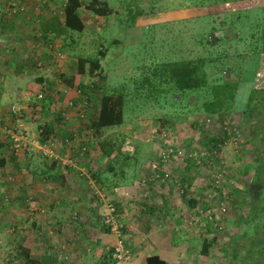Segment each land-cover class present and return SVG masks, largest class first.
I'll list each match as a JSON object with an SVG mask.
<instances>
[{"label":"crops","instance_id":"crops-1","mask_svg":"<svg viewBox=\"0 0 264 264\" xmlns=\"http://www.w3.org/2000/svg\"><path fill=\"white\" fill-rule=\"evenodd\" d=\"M18 1L24 9L6 15L2 11L5 0H0V264H9L4 262V254H16L24 248L32 264H56V253L62 243H65L68 252V264H145V258L151 254H157L165 264H215L210 255L215 238L207 236L209 222L200 218V224L204 226L201 228L193 220L195 207L200 204V198L193 195V192L190 193L193 196H177L174 186L175 195L182 201L177 205V201L166 196L169 188L162 185H147L142 191H138L130 177H118L115 170L110 171L95 164L93 148L81 162H75L74 166L62 164L64 160L76 157L66 148V154H59L54 150L53 157H45L37 147L32 146V151L35 152L27 154L21 151L18 158L13 156L8 148L6 133L14 122L8 113L10 104L17 103L20 107L21 122L28 137L32 136L39 143L38 132L43 124H52V136L57 138L73 131L77 121L72 109L65 108L62 117L57 112L58 107L54 105L55 100L64 105L66 95L62 94V88H68V84H63L56 78L54 67H64L66 62L65 57L59 62L56 60L60 44L54 42L53 36L58 32L50 28H61V32L68 35L78 32L62 27L63 12L61 17L54 18L55 11L49 4L50 1ZM80 1L85 3L86 0ZM99 1L112 9L106 0ZM240 3L245 2L227 0L216 5L208 4L206 7L210 13V8H213V13L215 6H228L232 9L233 5ZM142 4H149L150 10L141 8L140 14L133 19L134 27L187 21L190 22L191 29L188 39L192 36L193 29L197 30L198 22L209 19L208 16L204 19L206 12L203 9L200 11L199 7L169 8L161 7L160 4ZM81 7L78 13L80 12L85 27ZM51 20L53 25L49 24ZM42 31L47 34V38ZM190 42L192 46L189 50L193 53L197 44L192 38ZM58 53L65 56L60 50ZM256 68L257 61L252 60L244 66L243 71L249 78H254ZM259 73L255 72L256 75ZM78 86L76 83L67 95L71 96L73 89L79 88ZM240 87L241 83L238 92ZM39 90L45 92L41 104L31 97L27 98L28 92ZM56 115L62 117L61 123ZM58 161L61 164L58 165ZM184 168L187 169V166ZM175 170L179 172L183 169L176 167ZM90 173L95 175L96 181L90 177ZM124 173H129V170L125 169ZM184 174L185 172L182 178ZM160 187L164 190L163 194ZM92 191H97L98 197ZM102 194L107 196V200L113 201L116 207L115 220L123 225L122 240L130 253L129 259L124 262L112 260L104 249L105 246L112 245L116 238L102 223L101 213L106 205ZM3 196H7L9 202L3 203ZM191 197L196 200L194 205L188 201ZM28 205L42 208L43 212L37 210L33 215L26 216ZM180 210L181 213L177 212ZM233 221L229 219L227 223ZM203 240L211 242L206 253L200 251ZM242 251L245 255V251ZM246 264L250 262L247 261Z\"/></svg>","mask_w":264,"mask_h":264},{"label":"rangeland","instance_id":"rangeland-1","mask_svg":"<svg viewBox=\"0 0 264 264\" xmlns=\"http://www.w3.org/2000/svg\"><path fill=\"white\" fill-rule=\"evenodd\" d=\"M49 1L51 7H54V18L61 17L65 0ZM106 1L113 9L110 8L109 14L98 16L81 7V13L84 14L86 22L84 29L79 33L68 35L61 32L59 27L58 34L53 36L54 42L60 44L58 48L65 54L66 63L64 67L55 66L54 71L57 74V79L63 84H68L66 89L70 90L76 83L77 85L79 83L87 85L98 79V75L94 72H88L87 63H85L82 76L75 73V65L78 56H94L97 54L98 46H101L105 50L103 56L99 58L100 89L103 88L105 93L121 92L123 94L124 107L121 124L97 131L98 141L90 147L95 150L92 153L95 156V164H99L102 168L108 165L110 156H105L100 148V142L107 140L114 146L113 150L118 151L121 158L123 155L134 158V166H125L129 173L121 175L116 173L118 164H114L113 169L120 177L123 176L127 179L131 177L132 179L130 170L135 169V177L142 175L140 172L141 169H144L142 166L157 156H155L157 149L159 151L169 142L182 141L185 138L197 140L199 134L204 141L209 137L221 136L224 129H230L231 132L234 130L236 135L233 137L236 139H231V133L224 137L220 151L221 168L223 169L220 185L227 195L229 206L226 213L227 217L223 219L222 229L215 230L210 226L207 236L215 238V243L211 246L210 252L215 264H231V262L240 264L244 254L242 249L236 247L235 244H247L249 238L255 236L256 225L258 226L257 234L263 233H260L261 236L259 237L251 238L255 242L250 249L252 251L256 247L264 249V219L257 218L255 222L250 217L251 200L256 199V190L258 194L262 190L261 197L256 201V206L259 214H264V187L262 189L261 186V184L264 185V159L256 162L259 154L264 155V146L261 144L262 138H264L262 137L263 129L260 127L257 116L244 119L241 114L246 95L254 85L253 79L255 78V82L257 81L258 84H264V53L260 52V45L264 43L263 33L260 31L264 23V0H242L245 3L233 5L232 9H229L228 6H215L213 13V8H210V13L206 6L222 2L213 0H159L158 3V0ZM86 2L89 1L86 0ZM142 3L156 4V6L160 4L161 7L167 6L169 8L193 9L199 7L200 11L206 12L203 15L204 19L207 16L209 19L198 22L197 30L193 29L192 36L188 39L187 36L190 35L191 29L189 28L190 22L187 21L167 22L149 27H134L133 12L140 11L141 8L145 7L150 10L149 4L143 6ZM22 8L24 9V6ZM49 24L53 25L52 20ZM190 38L197 44L194 46L196 51L193 53L189 50L192 46ZM255 52L259 54L257 55ZM185 58H204L208 63L206 70L209 81L231 80L238 74L240 80L238 87L241 83L240 92L242 91V93L238 92L239 88L237 87L232 108L227 113L205 115L199 110L196 112L194 103L198 101L197 93H191L187 98H181L179 94H156L154 92L156 89L152 87L154 90L152 91L146 84L141 87L138 86L143 75L156 61ZM252 60L257 61V68L254 71V78H249L243 69ZM243 62L246 64L244 65ZM60 70L63 72L60 73ZM256 71L260 73L256 75ZM92 92L93 90L89 92L90 96L93 102H96L100 90L94 91V95ZM92 112L88 116L89 120L95 117L93 107ZM207 117L212 119V123L205 122ZM162 119L164 131L161 132H164L166 136L158 141L157 134L153 132ZM230 126H233L234 129ZM30 138L34 140L29 135L28 140L32 141ZM53 147L59 149L62 146L56 144ZM13 156L19 157L15 154ZM128 161L131 162V159ZM183 162L184 160L172 158L170 170L173 172L176 167L185 169L182 166ZM211 163L209 165L202 164L201 168L193 166L191 169H185L184 178L189 185L185 197L195 194L198 199L200 198V204L195 207L196 209H200V205L213 202L216 198L208 190V187L210 175L218 162L211 160ZM90 166L94 169L93 165ZM155 185L169 188L168 192L165 190L166 196L177 201V205L182 202L177 197L179 195L175 193L174 186L171 187L169 182H156L150 186L155 187ZM134 188L138 190L136 187ZM154 190V193L157 194V190ZM160 191L163 194L164 190L161 187ZM191 192L193 195H190ZM122 194L125 195L126 192H122ZM177 212L181 213V210ZM27 215L29 216L28 213H26ZM227 219L234 221L227 223ZM197 222L198 227H204L200 224L202 222ZM242 246L245 247L246 245ZM256 251L258 250L256 249Z\"/></svg>","mask_w":264,"mask_h":264},{"label":"trees","instance_id":"trees-1","mask_svg":"<svg viewBox=\"0 0 264 264\" xmlns=\"http://www.w3.org/2000/svg\"><path fill=\"white\" fill-rule=\"evenodd\" d=\"M217 2H225L227 0H213ZM45 0H41V3H45ZM19 4H21L19 2ZM83 6L85 9L91 11L93 14L98 15V16H105L110 13V8L104 3L100 2L99 0H90L88 3H84L80 0H65V3L63 4V18H62V27L68 31H75V32H81L84 28L83 21L80 17V14L78 13V9ZM22 11V10H21ZM141 11H135L132 14V19L137 17L140 14ZM264 14V12H263ZM263 22V18H262ZM261 22V23H262ZM252 27V26H251ZM50 29H54L56 32H58V29L53 27ZM260 31H262L264 37V23L262 27L260 28ZM43 32V31H42ZM44 36L47 38V34ZM264 39V38H263ZM51 43H54L53 41ZM52 46V45H51ZM50 46V47H51ZM255 46V45H254ZM54 47H51L53 49ZM260 49L262 53H264V43L260 45ZM60 49L56 52H58ZM98 51L96 52L94 56L91 57H82L78 56L77 63L75 65V73L78 75H81L84 73V67L85 63L88 64V72L93 73L98 75V79L96 81H93L91 84H85V83H80L78 84L81 93L86 97L87 101V111L84 120H79L77 118L76 114V119L77 121L74 123V130L71 131L70 133L65 134L64 136H58L56 139L61 141L62 147L59 149L56 147L52 146V150H56V153L59 154H66L64 148L68 149V151L72 154H74L76 157L70 158V160L75 163V162H81L84 156L88 154L90 151V147L93 144L97 143V131L106 129V128H111L115 126H119L122 122V109L124 107V100H123V94L121 92H111V93H105L103 88L100 89V83H101V78H99V58L103 56L105 48H102L101 46H98ZM61 51V50H60ZM255 54H259L256 53ZM207 61L204 58H195V59H178V60H165V61H159L156 63H153L152 66L146 71V74L143 75L141 81L138 83V86H143V84H146L149 86L150 90L154 91L152 89L155 88L156 91H154L156 94H164V93H170L172 95H177L181 98H187V96L191 93H197L198 95V101L194 103L195 106V111L198 112L201 111V113H204L205 115L207 114H224L227 113L231 108H232V103L234 101V97L236 95L238 83L240 82L238 74L234 79L231 80H218V81H209L208 76H207V70H206V65ZM253 87L249 89L246 98H245V103L242 109V117L244 119H249L251 116H257L260 127H262L263 132H262V137H264V84H258V82H255V78L253 79ZM91 90L96 91L100 90V95L98 98H96V103L91 104V101L93 99L90 96ZM92 92V93H93ZM94 95V93H93ZM77 98V97H76ZM74 98V101L76 100ZM78 99V98H77ZM92 107L95 109V117L89 120L88 116L89 114H92ZM64 111V110H63ZM60 109H57V112L62 115L64 113ZM75 113V112H74ZM56 119L62 122V117L59 115H56ZM19 120H21V112L19 114ZM163 119L161 120V123L157 126L155 129L156 131H164L163 129ZM195 123V122H194ZM193 123V124H194ZM52 124H43L41 126L40 131L38 132V135L40 137V142H43L45 140H50V141H55L54 137L52 136ZM73 129V125L71 127ZM87 131V134H86ZM224 132V130H223ZM200 133V132H198ZM87 135H89V138L87 140ZM197 140H189V139H184L182 141H173L169 142V145L172 148H181L183 147L185 150H190L192 147H204L207 148L208 150L212 148L218 147V145L222 142V137H209L206 138L203 141V138L199 134V137L196 138ZM207 143V145H206ZM261 144L264 146V138H262ZM84 148V150L81 152V155L78 154V150L80 148ZM100 148L102 149V152L105 154V156H110V160L108 162V165L104 167L105 169H108L110 171H113L114 169V164H118L117 172L119 175L123 174L124 168L126 169L125 166H134L135 160L132 157H128L127 155H123L122 158L120 154H118L117 150H113L114 146L107 140L100 142ZM61 149V151H60ZM264 150V148H263ZM219 153L218 156L215 155H208L206 158H204V161L202 164H210L211 160H221V153L219 150L217 151ZM157 155V156H156ZM155 158L149 160L146 162L142 167L144 168L143 170L141 169L140 172H142V175H139L138 177H135V169L130 170L132 173V179L130 177V181L133 182V185L139 190L142 191L143 188L147 185H153V182H147L143 185L142 184H136L137 182H140L141 178H143V172L146 171V166L151 161H157L159 160L158 157V149L155 152ZM47 157V156H46ZM53 157V156H52ZM71 157V156H69ZM131 159V162L128 160ZM264 159L263 154H259L258 157L256 158V162L262 161ZM60 161H58L59 165ZM217 163V164H218ZM61 164V163H60ZM65 164V163H62ZM212 164V163H211ZM27 166V164H26ZM191 168L194 166L193 162L189 158H185V165ZM186 169V168H185ZM185 169H183V173L185 172ZM182 171L179 170L180 174L176 172V170H173L172 173L169 174L168 176V181L171 186H175L173 180L176 178L177 182L179 183V187H181V192L178 191L177 186H175L178 195L185 197L187 195V189L189 188V185L187 182H185V178H182ZM242 172H245V170H242ZM182 173V174H181ZM77 174L79 175V171L77 170ZM91 174V173H90ZM118 174H116L118 177H120ZM142 176V177H141ZM94 181L97 179L94 178L95 175L91 174L90 176ZM211 180V178H210ZM209 180V182H210ZM188 186V187H187ZM262 189L264 185H262ZM204 187V186H202ZM216 191V193H215ZM92 194H97L98 197V192L97 191H92ZM261 192L258 194L256 190V199L251 200V216L252 219H264V214H259L258 208L256 206L257 204V199H259L261 196ZM211 193L216 197L220 195V191L218 192L217 189L211 190ZM217 194V195H216ZM100 197V196H99ZM190 200L189 203L194 205L196 203L195 198L191 197L188 199ZM104 201V200H103ZM99 202H102L99 200ZM111 204L114 206L115 210L116 207L111 201ZM208 206L206 204L200 205V209H204L205 207ZM198 209V208H197ZM198 210H194V213H197ZM255 229V227H254ZM257 229L258 226L256 225V230H255V236H252L249 238L247 244H239L236 243V247H240L241 249L245 250V255L242 258L240 263L246 264L247 261L250 262V264H256L258 260L259 263L257 264H264V250L260 249V247H256L254 251H252L250 248L254 245L255 240L251 238L259 237L261 236L259 232L257 234ZM210 241H205L203 240L201 242V250L202 253H206L208 248L210 247ZM242 245H246L243 247ZM245 248V249H244ZM260 249V250H259ZM252 251V252H251ZM108 254V253H107ZM109 255V254H108ZM12 258L14 260H18L24 264H32V261L27 255V251L22 249L16 254H12ZM252 262V263H251ZM145 264H165L164 260L159 258L157 254H151L145 258Z\"/></svg>","mask_w":264,"mask_h":264},{"label":"built area","instance_id":"built-area-1","mask_svg":"<svg viewBox=\"0 0 264 264\" xmlns=\"http://www.w3.org/2000/svg\"><path fill=\"white\" fill-rule=\"evenodd\" d=\"M16 10H22V6L19 4L18 0H5V5L2 8V11L6 15H10L14 13ZM41 35L40 33H38ZM50 47V46H49ZM64 58V56L58 52H56V60L59 62ZM44 83H42L43 85ZM69 89L62 88V94L65 96V103L64 105H60V103L55 100L54 105L58 107L61 111H63L65 108L72 109L77 118L79 120H84L86 111H87V101L86 97L81 93L80 88H75L72 91L71 96H68ZM44 91L39 90L33 92H28L27 98L31 97L33 98L37 103L41 104L44 98ZM78 99H77V98ZM74 98L76 100L74 101ZM8 113L11 119H13V126L10 130H8L7 133V142H8V148L12 152V154L19 155L21 151H25L26 153H31L32 146L37 147L38 151L43 155L47 157H52L54 154V151L52 150V146L59 144L62 146L61 141H57L55 138V141L45 140L43 142H38L37 140L29 141L28 140V132L25 129V127L22 125L21 120H19V114H20V107L17 106V104H10L8 107ZM75 116V117H76ZM212 119L209 117L205 118V122L212 123ZM233 126H230V128ZM234 129V127H233ZM40 131V130H39ZM153 133L157 134L158 141L163 137L166 136L164 132L161 131H154ZM231 133V139L235 140L236 133L233 130V132L230 131V129L226 130L224 129V132L222 133L221 137L222 139L226 136H228ZM87 134V131H86ZM87 140L89 138V135H87ZM223 141V140H222ZM222 143V142H221ZM221 143L216 148H212L208 150L204 147H195L191 148L190 150H185L183 147L181 148H172L169 143L165 144L162 149L158 151V157L159 160L151 161L148 166H146V171L143 172V178H141L140 182L136 181V184H142L143 185L147 182H169L168 176L172 172L170 170V163L171 159L175 158L176 160H184L182 166L185 165V158H189L192 160L195 168H201L202 163L204 161V158H206L208 155H215L218 156L219 152L221 151ZM224 143V142H223ZM84 150V148H80L78 150V154L81 155V152ZM67 164H72L74 166V163L70 159H66L63 161ZM222 167V160L219 161V163L216 165L214 170L212 171V174L210 175V182L208 190L211 192L213 189H217V191H220V195L216 196L213 202L209 203L207 207L204 209H198L197 213L193 212V220L199 221L200 218H205L206 221L209 222V225L212 229L220 230L222 229V223L223 219L227 213V210L229 208L228 201H227V195L224 190L221 188V176L223 173ZM146 180V181H145ZM175 186L179 187V183L177 182V179L175 178L173 180ZM207 189V188H206ZM179 192H181V188L178 189ZM216 193V191H215ZM213 195V194H212ZM217 195V194H216ZM101 196V195H100ZM102 198L104 199V202L106 203L105 208L103 212L101 213L102 216V223L107 226L110 232L115 234V242L110 246H105V251L109 254L110 258L116 262H124L130 257V253L128 248H125L123 240H122V234H121V228L122 224L115 220V208L111 204V201L105 199L106 195H102ZM8 200L7 196H3L2 202L6 203ZM107 200V201H105ZM30 203V201H28ZM43 212L42 208H33L28 205L27 207V213L29 215H33L35 211ZM202 225V224H201ZM203 226V225H202ZM57 263L56 264H68V252L65 246V243L59 245L58 252L56 253ZM4 262H8L9 264H24L18 260H14L12 258L11 253L4 254L3 256Z\"/></svg>","mask_w":264,"mask_h":264}]
</instances>
